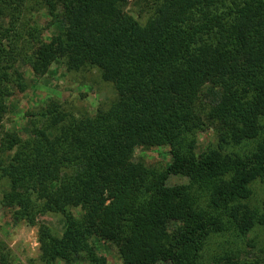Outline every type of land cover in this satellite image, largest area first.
<instances>
[{
	"label": "trees",
	"instance_id": "1",
	"mask_svg": "<svg viewBox=\"0 0 264 264\" xmlns=\"http://www.w3.org/2000/svg\"><path fill=\"white\" fill-rule=\"evenodd\" d=\"M19 63L114 93L93 114L48 102L25 137L0 126V206L38 227L42 264H107L93 239L119 264H264L241 259L264 229V0H0V124L29 88ZM157 147L167 165L134 160Z\"/></svg>",
	"mask_w": 264,
	"mask_h": 264
},
{
	"label": "rangeland",
	"instance_id": "2",
	"mask_svg": "<svg viewBox=\"0 0 264 264\" xmlns=\"http://www.w3.org/2000/svg\"><path fill=\"white\" fill-rule=\"evenodd\" d=\"M126 11L133 16L135 15L132 13L131 7H128ZM32 17L30 18L34 19L39 26L46 27L48 20L42 14H35ZM59 27V24L50 26L46 33L49 35L55 34ZM18 68L26 74L29 88L22 94L16 92L7 101V114L0 126L6 131L16 132L22 137L27 135L28 129L29 119L25 117V114L38 111L41 106L48 102L64 103L75 113L93 114L98 107L108 105L109 101L114 98L111 86L102 83L95 72L86 75L82 79L81 75L68 74L60 64H54L46 75L35 78L21 63H19ZM88 80L89 82H87ZM80 83L86 85H79ZM216 94L213 89L206 90L208 100L214 99ZM211 137V131L198 135L201 149ZM168 151V147L138 148L135 151L134 160H142L146 164L163 167L169 162ZM183 182L179 178H172L170 185ZM255 187V199L259 200L263 197V186L258 184ZM11 213L12 210L0 206V243L3 244L4 253L7 255L9 264H42L39 260L38 227L13 223ZM38 221L57 232H60L64 226L61 218L54 215L40 217ZM252 237L255 239V247L246 248L245 252L241 254V259L246 262H264V229L255 231ZM91 243L95 246L97 252L106 258L107 264H119L115 247L97 239H93ZM213 250L218 252L214 247ZM209 255H212V252L208 251L206 258H209ZM207 262L208 260H206Z\"/></svg>",
	"mask_w": 264,
	"mask_h": 264
}]
</instances>
